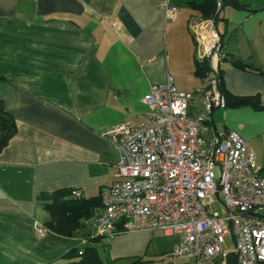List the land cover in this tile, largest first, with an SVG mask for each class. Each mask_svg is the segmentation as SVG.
Returning <instances> with one entry per match:
<instances>
[{
    "label": "crops",
    "instance_id": "obj_1",
    "mask_svg": "<svg viewBox=\"0 0 264 264\" xmlns=\"http://www.w3.org/2000/svg\"><path fill=\"white\" fill-rule=\"evenodd\" d=\"M37 1L0 0V100L17 126L0 152V264L78 261L66 255L83 249L87 235L36 233V220L52 218V193L77 188L89 199L115 181L119 154L105 132L143 121L151 85L170 75L179 90L203 86L191 28L202 13L190 2L204 0H170L175 18L166 17L163 0H79L81 14L46 15ZM240 1L248 9L224 6L216 23L227 58L223 81L234 95H259L263 107L216 108L212 119L240 133L264 177V0ZM181 238L120 225L90 244L105 264H157Z\"/></svg>",
    "mask_w": 264,
    "mask_h": 264
},
{
    "label": "built area",
    "instance_id": "obj_2",
    "mask_svg": "<svg viewBox=\"0 0 264 264\" xmlns=\"http://www.w3.org/2000/svg\"><path fill=\"white\" fill-rule=\"evenodd\" d=\"M222 0H216L221 11ZM167 18L177 7L163 0ZM200 58L210 70L201 89L182 91L172 76L151 85L144 99L149 111L139 124L122 122L105 132L118 151L115 181L103 187L101 202L86 220L92 235L111 237L124 229L181 235L162 260L186 258L191 264L225 261L236 251L240 264H264V177L255 152L235 130L213 124L216 108H226L219 84L224 42L213 18L193 21ZM73 198H82L73 189ZM220 202L223 213L215 210ZM39 237L50 233L35 221ZM233 247L226 245V237Z\"/></svg>",
    "mask_w": 264,
    "mask_h": 264
},
{
    "label": "trees",
    "instance_id": "obj_3",
    "mask_svg": "<svg viewBox=\"0 0 264 264\" xmlns=\"http://www.w3.org/2000/svg\"><path fill=\"white\" fill-rule=\"evenodd\" d=\"M223 6L230 5L238 9H248V6L240 0H222ZM190 5L199 10L203 17L213 18L215 22L220 19V11L216 10V0H204L200 3L190 2ZM222 10V9H221ZM234 64L241 68L247 66L239 61ZM210 70V62L208 59L196 60V73L204 78ZM223 70L220 69L221 91L226 96L228 106L249 105L254 108H262L259 95L238 96L227 91L223 81ZM264 72V71H261ZM17 126L14 119L6 111L4 103L0 100V152L9 143L11 137L16 133ZM72 189H58L52 193V202L46 208L52 214L51 220L45 223L51 232H55L65 237H75L79 234L87 235L88 244L83 248H74L70 250L66 256L78 257L79 260L73 264H105L99 256L97 248L90 244L102 239V236L92 235L86 226V220L93 214L94 209L100 204L101 197L73 198L71 196Z\"/></svg>",
    "mask_w": 264,
    "mask_h": 264
},
{
    "label": "water",
    "instance_id": "obj_4",
    "mask_svg": "<svg viewBox=\"0 0 264 264\" xmlns=\"http://www.w3.org/2000/svg\"><path fill=\"white\" fill-rule=\"evenodd\" d=\"M84 6L79 0H38L37 13L46 15L54 12H70L81 14ZM225 61L227 58L224 57ZM225 264H240L239 256L236 251H229L225 259Z\"/></svg>",
    "mask_w": 264,
    "mask_h": 264
},
{
    "label": "rangeland",
    "instance_id": "obj_5",
    "mask_svg": "<svg viewBox=\"0 0 264 264\" xmlns=\"http://www.w3.org/2000/svg\"><path fill=\"white\" fill-rule=\"evenodd\" d=\"M221 21V20H220ZM219 21V22H220ZM219 28L220 29H222V23L220 22L219 23ZM214 208H215V210H217V211H219L220 213H223V206H222V204L220 203V202H216L215 204H214ZM91 233V232H90ZM165 235V234H164ZM177 240V237L176 236H174V237H171L170 238V240H172V241H175V240ZM176 242V241H175ZM178 245V244H177ZM177 245L172 249V250H174L176 247H177ZM226 245H227V247L229 248V249H231L232 247H233V239H232V237H230V236H227L226 237ZM159 263H164V261L163 260H161L160 262H158L157 264H159ZM177 263L178 264H191L190 263V261L188 260V259H186V258H180V259H178L177 260ZM110 264V263H109ZM202 264H211V263H202ZM216 264H225V261H217L216 262Z\"/></svg>",
    "mask_w": 264,
    "mask_h": 264
}]
</instances>
